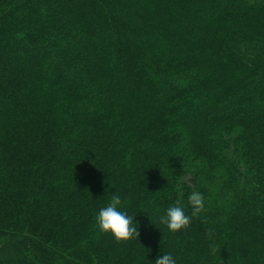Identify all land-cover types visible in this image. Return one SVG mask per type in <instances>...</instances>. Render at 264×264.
I'll return each mask as SVG.
<instances>
[{
  "label": "trees",
  "instance_id": "1",
  "mask_svg": "<svg viewBox=\"0 0 264 264\" xmlns=\"http://www.w3.org/2000/svg\"><path fill=\"white\" fill-rule=\"evenodd\" d=\"M115 193L128 242L95 227ZM169 253L264 264V0H0V264Z\"/></svg>",
  "mask_w": 264,
  "mask_h": 264
},
{
  "label": "clouds",
  "instance_id": "2",
  "mask_svg": "<svg viewBox=\"0 0 264 264\" xmlns=\"http://www.w3.org/2000/svg\"><path fill=\"white\" fill-rule=\"evenodd\" d=\"M187 200L191 208V215L185 213L178 200L176 204L167 208L164 215L160 216L159 222L165 225L169 232L176 233L187 229L194 217H198L206 211L205 197L201 192H191ZM123 206L120 196L115 193L111 196L110 202L105 207L100 208L94 218L95 227L98 231L111 234L117 243L128 242L140 235L133 217L120 210ZM205 234L210 240H214L213 229H208ZM209 249L212 255L220 252L219 246L215 243H210ZM155 264H176V260L170 253L163 254L157 256Z\"/></svg>",
  "mask_w": 264,
  "mask_h": 264
}]
</instances>
